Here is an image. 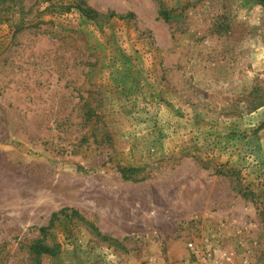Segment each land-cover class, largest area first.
Returning a JSON list of instances; mask_svg holds the SVG:
<instances>
[{"label": "rangeland", "instance_id": "1", "mask_svg": "<svg viewBox=\"0 0 264 264\" xmlns=\"http://www.w3.org/2000/svg\"><path fill=\"white\" fill-rule=\"evenodd\" d=\"M248 259L264 0H0V264Z\"/></svg>", "mask_w": 264, "mask_h": 264}, {"label": "trees", "instance_id": "2", "mask_svg": "<svg viewBox=\"0 0 264 264\" xmlns=\"http://www.w3.org/2000/svg\"><path fill=\"white\" fill-rule=\"evenodd\" d=\"M84 12H86V11H84ZM86 14H87L88 16L91 15V14L88 13V12H86ZM163 15L166 16V13H163ZM57 214H58L57 212H56V213H53V216H52V219H51V224H52V220H53V218L56 217ZM48 228H49V227H41V228H40L41 233H42V234H45V232L47 231ZM33 249H34L35 253H36L38 256H40L41 254H44V253H50V254H52V255H55L56 253H58V251H57L56 249H51L50 247L45 246V245L43 244V238H42V239H38V240L34 243V245H33Z\"/></svg>", "mask_w": 264, "mask_h": 264}, {"label": "crops", "instance_id": "3", "mask_svg": "<svg viewBox=\"0 0 264 264\" xmlns=\"http://www.w3.org/2000/svg\"><path fill=\"white\" fill-rule=\"evenodd\" d=\"M248 264H250V260L248 259Z\"/></svg>", "mask_w": 264, "mask_h": 264}]
</instances>
